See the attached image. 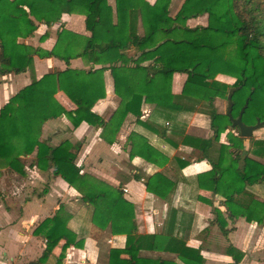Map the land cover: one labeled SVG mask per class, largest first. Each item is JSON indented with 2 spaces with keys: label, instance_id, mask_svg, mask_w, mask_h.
I'll return each mask as SVG.
<instances>
[{
  "label": "trees",
  "instance_id": "obj_1",
  "mask_svg": "<svg viewBox=\"0 0 264 264\" xmlns=\"http://www.w3.org/2000/svg\"><path fill=\"white\" fill-rule=\"evenodd\" d=\"M142 1L113 0L114 23L109 34L108 0H0V77L32 68L34 55L56 57L67 63L63 70L53 69L40 78L33 77L0 107V175L3 170L23 174L24 157L35 150L34 164L40 170L51 169L52 174L80 193L94 225L125 234L123 247L109 249L107 264H202L199 250L187 246L182 237L169 232H165V237L137 233L133 204L119 187L83 173L74 161L75 145L67 139L52 144L40 137L42 125L62 114L68 116L73 126L86 121L106 130L107 124L91 108L105 96L102 73L110 68L115 93L125 104L122 116L131 109L130 105L145 100L166 112L173 136L181 134L179 115L196 112L209 119L212 137L181 135L180 139L198 150V158L211 163L209 171L196 175L197 185L222 195L227 217L242 216L264 225V198L260 200L251 192L257 186L264 187V163L256 172L250 170L247 161L238 167L244 138L231 125L227 114L219 113L213 105L215 98H226L233 88L232 116L236 117L245 105L242 113L245 124H253L257 118L264 120V0H184L173 15L172 0H154L147 6L149 31L140 34ZM64 13L84 15L89 35L62 29L51 49L22 41L34 33L37 22L49 27L59 22ZM203 14L207 15L205 25L187 24L189 19ZM44 37L43 34L40 39ZM110 47L119 50L112 63L107 57ZM130 50L138 52L137 56H129ZM77 57L87 62L86 69L68 66L69 60ZM129 60L133 65H127ZM174 72L186 73L179 94L170 90ZM219 73L233 76L235 81L231 85L222 82L216 79ZM125 87L130 88L127 99L122 91ZM58 90L75 103L74 110H65L56 100ZM134 113L141 114L140 110ZM159 128L165 135L167 128L160 125ZM228 128L235 129L236 134L227 131ZM225 131L227 143L214 145ZM130 138L131 157L140 156L156 164L164 162L163 154L145 137L133 133ZM248 151L264 156V139L254 140L244 153ZM174 161L180 168L187 164L180 157H174ZM144 184L149 194L170 200L176 180L159 171L147 175ZM212 210L221 214L216 207ZM169 212L170 224L184 222L177 218V209L171 208ZM70 217L60 206L34 229L35 235L45 239V247L41 256L28 264L45 263L61 239L64 243L54 264H61L68 246L82 247L83 239L68 225ZM218 222L226 233L225 220L218 218ZM146 251L175 253L176 259L147 255ZM226 251L234 264L239 261L242 254L239 250L228 245ZM125 254L127 258L122 256Z\"/></svg>",
  "mask_w": 264,
  "mask_h": 264
},
{
  "label": "crops",
  "instance_id": "obj_2",
  "mask_svg": "<svg viewBox=\"0 0 264 264\" xmlns=\"http://www.w3.org/2000/svg\"><path fill=\"white\" fill-rule=\"evenodd\" d=\"M109 10L106 27L110 34L114 23L113 5H109ZM62 29L83 36L89 35L84 15L64 13L59 22L49 27L37 22L34 33L22 41L51 49ZM43 34L45 37L40 39ZM118 54L116 47L107 50L111 63ZM137 54L134 50L129 51L131 57H136ZM127 65H133V62L129 60ZM68 66L86 69L88 64L77 57L71 58ZM66 67L67 63L59 58H40L34 55L32 68L0 77V107L20 88L29 84L33 77L40 78L53 69L63 70ZM94 67L101 65L94 64ZM102 78L105 96L95 101L91 111L104 120L106 130L102 131V127L86 121L73 126L68 116L62 114L42 125L40 137L52 144L67 139L75 145L72 149L75 153L74 161L83 173L119 187L124 197L133 204L137 233L165 237V232H169L182 237L187 246L199 250L203 258L202 264H234L233 257L226 251L228 245L242 253L235 264H264V225L247 221L242 216L227 217L222 195L197 185L196 175L209 171L211 163L206 158H198L197 149L180 141L181 135L206 139L212 137L209 119L196 112L179 115L180 122L177 124L181 128V134L173 136L166 112L145 100H141L138 105H130L131 109L122 116L125 104L115 93L110 68L103 71ZM185 79L184 72L172 74V94L181 92ZM122 91L127 99L130 88L125 87ZM55 98L67 111L76 108L75 103L62 90L55 93ZM136 110H140L139 116L135 115ZM111 118L112 124L108 125ZM159 125L167 128L165 135L160 133ZM133 133L145 137L148 143L157 148L163 154L164 162L156 164L140 156L131 157L130 137ZM35 152L34 150L27 155L31 159L26 162L23 174L4 172L0 175V264H28L40 257L45 239L35 235L34 229L45 218L51 217L60 206L71 216L68 225L83 239L81 248L73 245L66 248L61 264H107L109 249L123 247L125 234L118 230L113 232L109 227L101 230L94 225L90 220L89 210L80 200V193L60 176L52 174L51 169L40 170L32 162ZM174 157L187 160V164L180 168ZM159 171L176 180L175 190L169 195L170 200L146 191L144 179ZM7 182L11 184L5 187ZM213 207L218 208L221 214H215ZM171 208L177 209V218H182L184 222L170 224ZM218 218L225 220L226 233L220 229ZM63 243V239L59 240L52 250V256L43 264L55 263ZM143 253L145 254V250ZM146 253L176 259V254L171 252ZM122 256L128 257L126 254Z\"/></svg>",
  "mask_w": 264,
  "mask_h": 264
},
{
  "label": "rangeland",
  "instance_id": "obj_3",
  "mask_svg": "<svg viewBox=\"0 0 264 264\" xmlns=\"http://www.w3.org/2000/svg\"><path fill=\"white\" fill-rule=\"evenodd\" d=\"M154 0H143L142 4L140 6V19H139V25H138V31L140 34H145L149 31V25H148V9L147 6L148 4L152 3ZM184 0H172L171 1V7H170V12L172 15L178 10L180 5L182 4ZM109 5H113V0H108ZM110 12V10H109ZM207 23V15L203 14L201 16H198L196 18H191L187 21V24L191 27L196 26V25H205ZM216 79L225 82L229 85H231L234 81L235 78L233 76H229L226 74H217ZM227 98V97H226ZM226 98H215L213 101V105L215 109L219 113H226L227 109V99ZM198 106H196V109ZM206 114V113H205ZM204 115V114H203ZM254 124V123H253ZM227 131H231V133L236 134L235 129H230L228 128ZM222 132L219 136L218 142H214V145H219V143H227V138H226V132ZM243 151L241 152L240 156H243V158L240 160V157L238 159V165L242 166L245 161H247L250 164V170L253 172L258 171L263 163H264V156H257L254 155L251 152H247V154L244 153V150H248L251 147V144H253L254 140L258 139H264V125L256 130L253 131L252 135L250 137H243ZM238 154V153H237ZM35 156V154H34ZM34 158V157H33ZM30 160L31 158H27V156L24 157V166L26 165V162ZM34 159L32 160V162ZM10 173L5 170H3L2 173ZM11 183L7 182L5 187H8ZM16 184V183H14ZM8 191V189L6 190ZM255 197L258 199H263L264 198V187L262 186H257L251 191Z\"/></svg>",
  "mask_w": 264,
  "mask_h": 264
},
{
  "label": "water",
  "instance_id": "obj_4",
  "mask_svg": "<svg viewBox=\"0 0 264 264\" xmlns=\"http://www.w3.org/2000/svg\"><path fill=\"white\" fill-rule=\"evenodd\" d=\"M233 92V88H230L227 94V109H226V114L229 117L231 121V125L233 127L238 128L239 135L242 137H250L253 133L254 130L262 127L264 125V120H260L259 118L256 119V122L254 124H245L242 121V113L244 110L245 105L240 109L238 115L236 117H233L231 114V109H232V100H231V94ZM237 154V152H236ZM243 158V156H240V160ZM238 167H241L238 165Z\"/></svg>",
  "mask_w": 264,
  "mask_h": 264
},
{
  "label": "built area",
  "instance_id": "obj_5",
  "mask_svg": "<svg viewBox=\"0 0 264 264\" xmlns=\"http://www.w3.org/2000/svg\"><path fill=\"white\" fill-rule=\"evenodd\" d=\"M125 190V189H124Z\"/></svg>",
  "mask_w": 264,
  "mask_h": 264
}]
</instances>
